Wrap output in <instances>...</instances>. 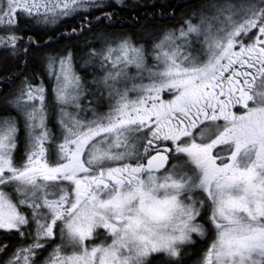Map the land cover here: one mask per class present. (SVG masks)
Instances as JSON below:
<instances>
[{"label": "snow or ice", "instance_id": "obj_1", "mask_svg": "<svg viewBox=\"0 0 264 264\" xmlns=\"http://www.w3.org/2000/svg\"><path fill=\"white\" fill-rule=\"evenodd\" d=\"M70 19L80 39L113 13L0 0V49L25 66L0 103V264H264V0L101 32L27 75L25 28Z\"/></svg>", "mask_w": 264, "mask_h": 264}, {"label": "trees", "instance_id": "obj_2", "mask_svg": "<svg viewBox=\"0 0 264 264\" xmlns=\"http://www.w3.org/2000/svg\"><path fill=\"white\" fill-rule=\"evenodd\" d=\"M105 2L113 13L111 27H106L108 22L105 21L99 28H95L90 33H84L80 39H71L61 34L70 32L72 27L78 26L80 23L78 19L61 22L56 27L28 26L25 28V32L36 41L28 53L27 75L32 76L33 71L38 69L44 58L50 54L61 52L69 47L82 52L86 42H96V37L101 32L110 31L114 35L127 33L139 38L145 31V27L148 32H153L163 27L177 25L182 17L207 0H122L121 4H116L115 0H105ZM98 14L102 15V12ZM93 23L95 24L94 19ZM137 24L145 27L138 28ZM24 67L20 59L13 58L0 49V103L17 90L20 83L18 76L23 73ZM78 71L83 76L86 70L78 67ZM46 85L49 88V99L51 100L52 84L46 81ZM53 131H56V127H53ZM0 241L11 243V238L6 240L0 230ZM155 264H164V260L157 259Z\"/></svg>", "mask_w": 264, "mask_h": 264}]
</instances>
